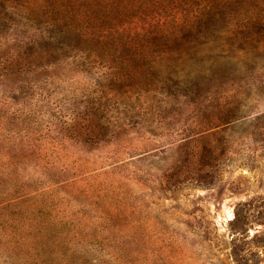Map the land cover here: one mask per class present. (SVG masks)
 I'll list each match as a JSON object with an SVG mask.
<instances>
[{
  "label": "rangeland",
  "instance_id": "1",
  "mask_svg": "<svg viewBox=\"0 0 264 264\" xmlns=\"http://www.w3.org/2000/svg\"><path fill=\"white\" fill-rule=\"evenodd\" d=\"M261 24L264 0H0V264H264Z\"/></svg>",
  "mask_w": 264,
  "mask_h": 264
},
{
  "label": "trees",
  "instance_id": "2",
  "mask_svg": "<svg viewBox=\"0 0 264 264\" xmlns=\"http://www.w3.org/2000/svg\"><path fill=\"white\" fill-rule=\"evenodd\" d=\"M221 7L220 9L216 10L215 12H213V15L214 16H220L222 15L223 13L225 14V16H229L231 15V12H226V8H223ZM178 11H187L189 12V10L187 9H178ZM208 11L207 9H201L199 10V12L195 15V12H192V15L190 16V19L188 21V23L193 20L194 18H203V17H206L208 14ZM187 15V14H186ZM199 21V20H198ZM198 21H194L190 24H186V25H183L181 26L178 30H176L175 32H172L170 34L172 35H168V34H164V32H161L160 34L157 35V39L160 41V45H159V51L160 52H165L166 49H168V51H171V48H166V46L164 45L165 42L164 40L166 39H175L176 41H179V40H182V39H186L189 35L187 33H190L192 30H195V24L197 26L198 23H202V22H198ZM66 26H71V24H66ZM264 25L261 24L260 25V29H258L256 32L258 33H263L264 31ZM120 28V26H118ZM137 25L134 26V28H136ZM133 28V27H132ZM255 28H258V26H255ZM137 30V29H136ZM252 31V30H251ZM137 34H140V31H136L132 34V36H136ZM131 36V38H132ZM88 41L92 42L93 40L95 41V47L96 49H100L102 50V52H107L108 50H116L118 48V46L116 44H114L110 38L108 36H93V35H90L87 37ZM164 43V44H163Z\"/></svg>",
  "mask_w": 264,
  "mask_h": 264
}]
</instances>
